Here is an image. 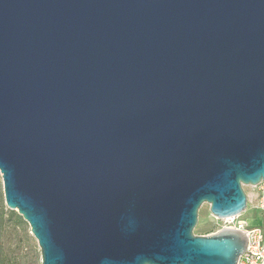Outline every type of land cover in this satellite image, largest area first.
Returning a JSON list of instances; mask_svg holds the SVG:
<instances>
[{"label":"water","instance_id":"water-1","mask_svg":"<svg viewBox=\"0 0 264 264\" xmlns=\"http://www.w3.org/2000/svg\"><path fill=\"white\" fill-rule=\"evenodd\" d=\"M0 178L41 264H236L264 0H0Z\"/></svg>","mask_w":264,"mask_h":264},{"label":"rangeland","instance_id":"rangeland-1","mask_svg":"<svg viewBox=\"0 0 264 264\" xmlns=\"http://www.w3.org/2000/svg\"><path fill=\"white\" fill-rule=\"evenodd\" d=\"M243 191L246 198L249 199L256 193V189L252 187H243ZM0 194L4 203L1 178ZM5 209L8 210L6 207ZM241 216L246 228H249L252 225H261L257 213L246 212ZM218 225L219 223L212 218V215L209 212V206L204 204L198 210L197 222L193 234L195 236H207L209 233L214 232L218 228ZM26 226L28 228L27 224ZM0 244L3 246L5 253L8 251L11 253L12 258H15L12 264H41L39 249L34 238L29 235V228L27 232L22 227L10 231L4 238L0 239Z\"/></svg>","mask_w":264,"mask_h":264},{"label":"built area","instance_id":"built-area-1","mask_svg":"<svg viewBox=\"0 0 264 264\" xmlns=\"http://www.w3.org/2000/svg\"><path fill=\"white\" fill-rule=\"evenodd\" d=\"M256 193L252 198H247L246 212L257 213L261 225H252L246 228L241 218L243 214L216 221L218 228L209 233L213 235L222 229H235L246 234L247 246L245 252L239 257L236 264H264V181L255 187Z\"/></svg>","mask_w":264,"mask_h":264},{"label":"trees","instance_id":"trees-1","mask_svg":"<svg viewBox=\"0 0 264 264\" xmlns=\"http://www.w3.org/2000/svg\"><path fill=\"white\" fill-rule=\"evenodd\" d=\"M22 227L28 231V228L22 218L16 212L6 210L0 194V239L4 238L7 233ZM30 235V234H29ZM15 258H12L11 253L4 252L3 246L0 244V264H12Z\"/></svg>","mask_w":264,"mask_h":264},{"label":"bare ground","instance_id":"bare-ground-1","mask_svg":"<svg viewBox=\"0 0 264 264\" xmlns=\"http://www.w3.org/2000/svg\"><path fill=\"white\" fill-rule=\"evenodd\" d=\"M212 218H213L214 220H216V218H215V217H213V216H212Z\"/></svg>","mask_w":264,"mask_h":264}]
</instances>
